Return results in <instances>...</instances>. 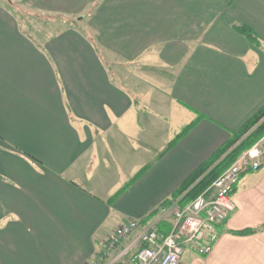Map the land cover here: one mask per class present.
<instances>
[{
  "label": "crops",
  "instance_id": "0c3cea01",
  "mask_svg": "<svg viewBox=\"0 0 264 264\" xmlns=\"http://www.w3.org/2000/svg\"><path fill=\"white\" fill-rule=\"evenodd\" d=\"M10 1L70 23L31 31L0 0V264H85L129 218L170 222L163 202L264 103V0ZM232 198L186 264H264V229L230 232L264 222V159Z\"/></svg>",
  "mask_w": 264,
  "mask_h": 264
},
{
  "label": "built area",
  "instance_id": "2783aa9c",
  "mask_svg": "<svg viewBox=\"0 0 264 264\" xmlns=\"http://www.w3.org/2000/svg\"><path fill=\"white\" fill-rule=\"evenodd\" d=\"M264 159V134L244 150L197 196L179 205V198L160 208L169 219L167 233L129 218L103 242L85 264H178L184 248L208 254L219 237L218 226L234 212V185L241 172L258 169Z\"/></svg>",
  "mask_w": 264,
  "mask_h": 264
},
{
  "label": "trees",
  "instance_id": "16d2710c",
  "mask_svg": "<svg viewBox=\"0 0 264 264\" xmlns=\"http://www.w3.org/2000/svg\"><path fill=\"white\" fill-rule=\"evenodd\" d=\"M238 31L243 33L248 39L259 44V39L256 34L245 25H236ZM196 112V116L190 122L184 124L167 142L164 152L170 149L184 135H186L192 127L203 116ZM264 134V103L261 104L236 130H230L229 136L222 141L204 160L190 171L181 181L179 186L174 190L171 197L179 198V205H184L199 193H201L212 181L216 178L228 165H230L244 150L251 146ZM147 168L143 166L136 174L128 179L123 186L113 195V199L130 184H132L143 171ZM163 204H168L167 200ZM158 212V208L151 210L142 221L147 222ZM224 224V223H223ZM218 226L219 233L222 231V225ZM160 234L168 232L170 222L161 220L156 223ZM264 229V222L257 226L245 227L242 229L230 230V232L238 235H246Z\"/></svg>",
  "mask_w": 264,
  "mask_h": 264
},
{
  "label": "rangeland",
  "instance_id": "374dc122",
  "mask_svg": "<svg viewBox=\"0 0 264 264\" xmlns=\"http://www.w3.org/2000/svg\"><path fill=\"white\" fill-rule=\"evenodd\" d=\"M5 3H7L9 5L10 8L17 10L20 14H21V18L20 21L23 25L29 24L31 25V31H33L34 26H40V25H44V24H49L50 22H52V26L53 27H57V26H61L64 24H69L70 20L67 19L66 17H61L58 15H52V14H47L45 12H41L39 10H36L35 8H32L30 6H26L24 4H19L18 2H12L9 0V2H7V0H5ZM58 16V18L56 17ZM56 17V18H55ZM76 25V24H74ZM30 27V26H29ZM40 35L43 34H37V36L39 37ZM186 118H180V120H178L179 122L175 123V126L180 127L182 124H184ZM189 254H190V250L185 247L184 248V252L181 256V258L179 259V263L181 264H186V262L188 261L189 258Z\"/></svg>",
  "mask_w": 264,
  "mask_h": 264
}]
</instances>
